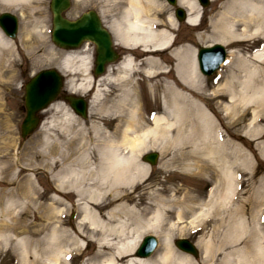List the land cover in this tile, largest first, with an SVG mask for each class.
Listing matches in <instances>:
<instances>
[{"label":"bare ground","instance_id":"bare-ground-1","mask_svg":"<svg viewBox=\"0 0 264 264\" xmlns=\"http://www.w3.org/2000/svg\"><path fill=\"white\" fill-rule=\"evenodd\" d=\"M37 1L0 0V4L8 5L27 19L21 25L20 42L35 61H45L48 58L37 55L42 33L31 31L30 21L20 10L22 6L16 7ZM121 1L124 5L112 10L119 12L115 40L118 45L142 51L137 64L135 58L125 56L113 75L109 69L95 81L88 74L91 57L80 55L78 50L62 52L58 64V68L68 71L70 76L73 73L86 75L77 85L71 76L66 85L73 92L92 89L89 106L103 94L99 87L103 77L123 85L113 103L119 120L113 124L116 127L112 133L104 134L103 127L96 123L86 128L81 122L76 127L72 117L78 120L77 117L67 111L61 125H53L57 129L52 140L43 139L37 150L38 142L33 139L16 152L15 163L22 165L18 166V173L11 176L15 167L12 162L15 137L9 129L10 118L4 112L0 97V177L14 185L0 193V250L7 247L15 256V264H67L68 258L71 262L74 253L81 249L77 245L78 237H96L97 249L84 264H264V231L257 223L264 208V173L258 178L253 176L252 157L232 139L222 137L221 125L201 104L203 93L195 48L187 50L185 43L171 41V30L175 29L172 16L169 15L166 27L158 21L157 13L161 12L154 9L156 0ZM178 3L187 11L185 23L197 27L201 15L199 5L194 0H178ZM39 11L33 6L31 12H26L41 13ZM216 11L209 34L199 36L202 42L232 45L237 43L235 41H247L261 46L257 50L247 47L242 59L239 56L228 58L227 70L239 69V80L226 81L220 73L218 81V87L226 89L225 95H218L221 100L228 98L224 104L226 113L235 114L247 104L242 116L249 109L252 116L242 134L257 135L264 119V0H223ZM38 21L34 20V24ZM17 49L13 40L6 38L0 29V90L15 80ZM167 55L175 59V75L185 89L180 88L178 82L166 84V92L160 100L161 110L152 111L151 116L145 118L136 90L125 85L129 81L137 85L132 77L139 72L144 75L146 91L155 93L154 78L168 72L165 68L161 71L157 57ZM157 69L160 71L155 72ZM126 101L129 105L135 103V108L130 106L126 110L123 106ZM155 101L154 96L152 103ZM58 107L60 104L53 103L47 109ZM148 142L158 147L159 143L163 144L160 146L163 153L176 147L178 152L168 159L166 166L179 168L186 176L205 175L203 179L209 184L206 195L202 197L186 185L182 199L175 194L164 198L160 192L150 194L145 202L139 195L136 197L137 182L147 175V167L138 156L148 147ZM258 154L264 160V145L258 147ZM24 159L26 162H22ZM38 168L49 171L54 182L52 190L58 197L52 196L50 204L41 201L44 190L38 191L25 173ZM4 195L8 196L6 202L1 201ZM68 197L76 201L79 211L75 235L63 227V211L55 205L69 201ZM165 205L171 210L167 212ZM29 208L32 209L30 217ZM164 214L175 217L177 224L185 220L180 230L197 237L198 245L203 248L199 260L195 262L189 256L191 253L184 251L177 254L168 235L160 240L161 247L153 255H136L134 251L141 236L154 233L158 229L156 223ZM49 225L50 234L42 236ZM173 225H168V232L173 230Z\"/></svg>","mask_w":264,"mask_h":264},{"label":"rangeland","instance_id":"rangeland-1","mask_svg":"<svg viewBox=\"0 0 264 264\" xmlns=\"http://www.w3.org/2000/svg\"><path fill=\"white\" fill-rule=\"evenodd\" d=\"M49 1L50 0H38L37 3L30 4L25 7L26 4H18L16 5L17 8L22 6L20 10H23V16H26L28 20L30 21V24L32 25L29 29L31 31H35L36 33L40 34L42 33V44L37 48V55L44 56L48 58V60L45 61H35L33 59V56L29 54V51L24 47L19 39V34L21 30V25L23 22H26L27 19L21 16L20 12H16L10 8H8V5H2L0 4V11H10L13 14H15L18 18V30L15 38H9L7 36H4L10 40H13L16 50V63L14 65V75L15 80L9 84L2 87L0 97L2 98V101L4 103V112L9 116L10 118V130H12L13 135L15 137V148L12 151V162H14L15 167L13 168V175L19 171L20 164H16V152L21 151L25 146L29 144L33 139H35L38 143L35 145V149L39 150L41 146L39 145L40 142H42L43 139L48 138V140H52L54 134L56 133V129L53 125L60 126L61 125V118H63V114L65 112H72L74 114L73 110L63 102L62 100H57L53 102L55 105L60 104V107L55 109H45L42 112H40V115L42 117V123L40 127L29 137L26 139H22L20 135V124L24 117V108H23V98H24V83L29 79V77L34 74L35 72L39 71L43 68H58V64L61 60L60 55L62 52H65V50L58 48L55 46L51 39H50V30H51V12L49 9ZM197 4L198 2L194 0ZM221 1H212L210 0L209 5L200 9L202 10L201 14V20L199 23V26L193 28L189 25H187L185 22H178L173 13V8L165 1V0H156L154 6V9L157 11H160L161 13H157L158 15V21H162L163 25L168 27V20L169 15L172 16L175 23V29L171 30V33L173 35V38L176 43H182L186 44L184 45L187 50L190 48H197L199 46H208L212 43H206L202 42L199 39L200 34H209V30L211 29V23L215 18V13L217 12V8L220 5ZM124 5V3L121 0H71L70 8L65 12V16L67 18L73 19L79 16L82 12L92 9L95 11H98L102 20L104 23L108 26L109 29L114 33L117 29V18L118 13H111L112 10H118L121 8V6ZM14 6V5H12ZM36 7L37 9H40L39 12L41 13H29L31 12V7ZM15 7V6H14ZM24 7V9H23ZM29 10V12H26ZM34 20H39L37 24H34ZM32 21V23H31ZM41 35V34H40ZM215 41V40H214ZM237 43H233L232 45H226L223 44L226 50L228 51L226 62L219 68V71L214 73L213 75L206 77L201 75V79L199 82V85L201 87V91L203 93L201 104L209 111L211 116L214 118L215 122L217 124L221 125L220 133L222 134V137L224 139L230 138L232 139L236 144L240 146L249 156L252 157L253 160V176L255 178H258L260 175L264 173V160L259 156L258 154V147L261 145H264V119L262 120L261 130L258 132L257 135L253 136H244L242 133L244 130H247V126L251 120L252 112L251 110H247L245 115L242 116V110L246 108L247 104L243 106L242 108L237 111V113L230 115L229 113H226V109L224 108V104L227 102V96L226 98H223L222 100L218 98V95H225L226 89L222 87H218L219 83V74L223 73L222 75L225 76L226 81H237L239 80L240 70L233 67L231 71L227 70V60L228 58L232 56V59L239 56L241 59L244 55H242L245 50L248 51L247 47L249 48L252 46V49H259L261 48L259 44H252L249 42H240L235 41ZM189 43V44H188ZM80 55H87L90 56V65L92 64L93 56H94V45L91 42H85L77 49ZM123 57L128 56L132 57L134 59V62L139 61L141 57H138L142 51L138 48L136 49H124L123 48ZM233 50L234 52L232 53ZM53 59V60H52ZM122 60V59H121ZM157 61L162 68H165L168 70V72H163L157 78H154L153 84L156 86V92L155 93H148L145 88V81H142L144 78V75L137 72L136 75H134L132 78H134L138 83L137 85H134L133 82L129 81L128 84L125 85V88H133L136 90L137 95H139V106L141 107V110L143 112V116L149 117L152 114V111L161 110V103L160 100L162 99V95L166 92L165 86L166 84H175V82H178L176 75H175V68H176V62L175 59L170 56H162L161 58L157 57ZM231 61V59H230ZM117 66V63L111 64L106 69L105 74L108 72L109 69H111L112 75L115 72V67ZM90 70V67L88 71ZM221 70V71H220ZM59 71L64 75L65 82H64V88L70 92V90L67 88L66 81L71 76L73 79H75L76 85L80 82H83V79L85 78V74H79V73H73L69 74L68 71L63 72L59 69ZM160 70L157 69L155 72H159ZM89 74V73H88ZM105 74L103 76H105ZM241 78V76H240ZM99 87L103 90L102 96L97 100L90 104L88 108V116L86 119H83L81 117H78L74 114V116L77 117L78 120H76L74 117L73 120H75V123L77 124L76 127L80 126V123L83 122L86 124V128L91 126V124L96 123L103 127V132L106 134V132L112 133L115 130V125L118 123L119 116L118 111L115 109L114 101L118 99L120 90L123 88L122 84L119 83V81H111L108 77L101 79L99 82ZM179 83V82H178ZM225 81H223V84ZM180 84V83H179ZM222 84V85H223ZM96 85H94L95 87ZM180 88H183L182 83L180 84ZM219 88V89H218ZM218 89V90H217ZM217 90V91H216ZM215 91V92H214ZM76 94H84L86 97H91L92 89L89 91H86L84 93L82 92H75ZM154 96L156 98V101H154ZM52 103V104H53ZM51 105V104H50ZM135 103L129 105L128 102L123 105L124 108L127 110L128 107L133 106L135 108ZM91 108V110H90ZM115 122V123H114ZM113 123L115 125H113ZM48 134V135H47ZM242 135V136H241ZM91 136L94 138V132H92L91 129ZM103 137V136H101ZM93 142V141H92ZM163 145L159 143V147L156 145L151 144L148 142V147L141 151V153L138 156V159L142 164H145L147 167V175L146 177L142 178L137 182L138 188L134 192V195L136 197L139 195L140 200L142 202H145L148 200V197L152 193H158L162 195V197L167 198L171 194H175L179 199L183 198V189L186 187V185H189V188H194L198 194L202 197H204L208 191L209 184L205 182L203 178H206L205 175H198V177L195 176H186L184 171L180 170L176 167H170L166 166V163L168 159L177 151L176 147H171L169 150H167L166 153L161 152L160 146ZM150 151H156L158 152V160L156 165H149L147 163H144L142 161V155L146 152ZM26 160L24 159V161ZM27 174H29L30 178L34 182L36 188L38 191L43 192L44 198L41 199L42 202L45 204H50L52 201V196H57V193L52 190V187L54 185V182L52 181L50 175L48 174L49 171L43 170L42 168H38L36 170H26ZM12 181H9L3 177H0V193L1 191L7 192V190H10L13 188ZM143 193V194H141ZM158 195V194H157ZM8 196L4 195L1 199L3 202L7 201ZM69 201L66 200L63 204H55L58 206L57 208L61 209L63 211V220L64 225L63 227L68 230L70 233L75 235L74 229L76 228L77 222L79 221V211L76 207V201L68 197ZM147 199V200H146ZM22 201L26 202V199H23ZM74 203V205H73ZM73 205V206H72ZM166 211H170L171 208H167L165 205ZM18 212H21L20 209L16 208ZM28 216L30 217L32 215V209H28ZM264 213V208H262L260 215L258 217V225L262 228L264 231V227L262 226L261 219L262 215ZM21 217V216H19ZM102 220L105 221L107 218L104 216L102 217ZM176 218L168 217L167 214H164L161 216V219L156 224L158 225V229L154 231V234L159 241L158 247L155 250L159 251L161 247L160 240L163 239L164 235H168L171 240V246L172 248L177 252V254L182 253V251L178 250L173 242L177 238H187L190 242H192L197 251L198 255L193 256L189 255L192 260L195 262L201 258L203 255V248L198 245L197 243V237L194 235H189L185 233L184 231H181L180 228L184 226L185 220L183 219L181 223L177 224ZM46 224V222H44ZM173 230L171 232H168V225L172 224ZM50 227L51 225L45 227L42 236H48L50 234ZM94 229V228H93ZM148 234V233H145ZM143 234V235H145ZM142 235V236H143ZM141 236V237H142ZM78 243L80 246V250L76 251L75 257L71 260L68 258L67 264H84L85 261L94 254L95 250L97 249L98 245V239L95 237L90 238H84V237H78ZM153 253V254H154ZM152 254V255H153ZM70 257V256H69ZM72 258V257H71ZM15 256L14 254L4 246L0 250V264H15Z\"/></svg>","mask_w":264,"mask_h":264},{"label":"water","instance_id":"water-1","mask_svg":"<svg viewBox=\"0 0 264 264\" xmlns=\"http://www.w3.org/2000/svg\"><path fill=\"white\" fill-rule=\"evenodd\" d=\"M175 5L176 0H167ZM202 6L208 5V0H199ZM69 0H50L52 12L51 40L60 48L71 49L78 47L83 41H92L95 44L94 76L104 72L107 63L114 62L118 55L112 47L110 33L103 27L97 13L93 10L83 12L80 17L74 20L65 18L62 13L69 7ZM178 20L185 18L182 8H176ZM0 27L4 33L13 38L17 30V18L15 15L4 12L0 14ZM225 51L222 45L216 43L210 47H200L197 51V61L200 71L210 75L224 60ZM62 87V76L53 68L42 69L32 76L24 85V106L25 116L20 129L21 137L30 135L40 123L38 112L46 108L55 100ZM64 99L74 112L85 118L87 102L83 96L65 94ZM158 154L150 152L142 159L150 164H155ZM157 240L152 235H146L136 250L138 257H146L155 248ZM175 246L185 252L197 255L194 246L186 239L179 238L174 242Z\"/></svg>","mask_w":264,"mask_h":264},{"label":"flooded vegetation","instance_id":"flooded-vegetation-1","mask_svg":"<svg viewBox=\"0 0 264 264\" xmlns=\"http://www.w3.org/2000/svg\"><path fill=\"white\" fill-rule=\"evenodd\" d=\"M111 13H119V12H116V11H113ZM118 52H120V56H121V53H122V49L121 48H117ZM61 98V95L59 96Z\"/></svg>","mask_w":264,"mask_h":264}]
</instances>
